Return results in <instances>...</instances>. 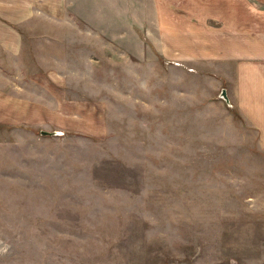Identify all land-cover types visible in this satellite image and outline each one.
Returning a JSON list of instances; mask_svg holds the SVG:
<instances>
[{"label":"rangeland","instance_id":"obj_1","mask_svg":"<svg viewBox=\"0 0 264 264\" xmlns=\"http://www.w3.org/2000/svg\"><path fill=\"white\" fill-rule=\"evenodd\" d=\"M104 1L134 38L59 23L54 65L0 47V264H261L264 152L233 70L180 59L172 28L157 38L162 12L193 38L216 0Z\"/></svg>","mask_w":264,"mask_h":264},{"label":"crops","instance_id":"obj_2","mask_svg":"<svg viewBox=\"0 0 264 264\" xmlns=\"http://www.w3.org/2000/svg\"><path fill=\"white\" fill-rule=\"evenodd\" d=\"M180 1L178 6H183L184 1ZM114 3L116 2L105 3L104 0H0V47L23 63H26L23 56H40L48 49L51 56L49 62L54 65L58 52L54 51L53 46L56 47L61 35L57 30L59 23L61 27L63 23H70L73 27L75 23L81 24L83 30L76 33L81 38L96 34L95 30L90 31V27H94L92 23H106L107 33L115 39V43L117 40L121 44L122 38H134L126 32L127 35H122V24L132 20L129 15V21H124L121 2L117 5ZM211 8L215 10L212 15L193 18L192 26L201 29L200 32L194 29L196 34L193 38L189 35V28L185 27L191 25L189 20L178 17L175 25L162 12L158 17L160 30L157 28V33H161V36L157 38L167 42L172 28L179 37L177 53L181 56L180 59L199 65L209 64L212 69H223L219 66L224 65V69L233 70V74L226 75L224 82L231 84L229 101L258 131L261 151L264 152V0H216V5ZM126 12L128 14L130 10ZM46 40L51 43L47 44ZM157 44L162 47L163 54L170 53L163 42L157 41ZM79 45V42H75L71 47L77 50ZM57 93L58 90L54 94L56 99ZM69 102L71 104L69 103L68 108L72 114L76 113L74 109H78L75 104L85 103V107L89 104L88 100L75 99ZM92 109L94 126V120L101 118V111L94 106ZM93 126L91 121H86L87 132ZM261 264H264L262 247Z\"/></svg>","mask_w":264,"mask_h":264},{"label":"water","instance_id":"obj_3","mask_svg":"<svg viewBox=\"0 0 264 264\" xmlns=\"http://www.w3.org/2000/svg\"><path fill=\"white\" fill-rule=\"evenodd\" d=\"M223 95H224V97H226L225 91L223 92ZM42 134L43 135H50V134H54V133L53 132H49V131H42Z\"/></svg>","mask_w":264,"mask_h":264}]
</instances>
